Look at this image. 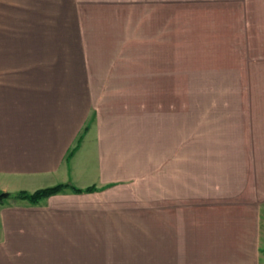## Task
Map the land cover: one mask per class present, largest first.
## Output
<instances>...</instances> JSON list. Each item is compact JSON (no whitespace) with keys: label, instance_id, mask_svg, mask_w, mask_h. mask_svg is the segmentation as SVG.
<instances>
[{"label":"crops","instance_id":"obj_1","mask_svg":"<svg viewBox=\"0 0 264 264\" xmlns=\"http://www.w3.org/2000/svg\"><path fill=\"white\" fill-rule=\"evenodd\" d=\"M143 75H243L246 120ZM0 191V264H264V0H0Z\"/></svg>","mask_w":264,"mask_h":264},{"label":"rangeland","instance_id":"obj_2","mask_svg":"<svg viewBox=\"0 0 264 264\" xmlns=\"http://www.w3.org/2000/svg\"><path fill=\"white\" fill-rule=\"evenodd\" d=\"M179 27V26H178ZM212 42V40L207 41ZM232 75H143L142 77H147L144 80H140L139 82L143 83L146 89L144 90V93H149L147 90V87L153 89L160 87L159 84L166 83L175 89V94L173 95L171 100L170 95V104L169 106L174 107L175 112L178 113V110L181 109V103L183 102V96H182V88L186 89L185 91H190V103L193 106L200 105L202 110V115L204 120L209 119H217L222 120V128L224 135H228L231 133H234L233 128H231L233 120H246V112H231L227 111L228 107L224 106V104H231V103H246L247 97L244 95L245 90L242 92V94L237 95L235 93H238L240 90L238 87H245V76L243 75H233L235 79H231ZM243 76V77H242ZM239 77H242L239 80ZM171 81V82H170ZM133 82V81H132ZM123 87H131L130 84H128V81H125L122 83ZM130 90H127L129 92ZM151 91V90H150ZM155 91V90H154ZM235 92V93H234ZM155 94L156 92H152ZM178 93V94H177ZM157 94V93H156ZM186 95V94H185ZM125 97V96H122ZM143 97H147V95H143ZM126 98H133V96H128ZM156 98V100L159 97H152L151 99ZM162 98V97H161ZM187 97V99H189ZM187 101V100H185ZM146 102V101H143ZM220 104H223L222 107H220ZM152 107V106H151ZM147 109H152L149 107H146ZM145 108V109H146ZM160 108V105L156 107V109ZM222 109V111H219ZM217 110V111H214ZM206 123H209L208 121H205ZM207 128V127H206ZM210 130V128H207V131ZM137 181V180H136ZM139 181V180H138ZM134 186V185H133ZM96 188V187H95ZM145 194H148L145 192ZM149 213V209L147 210ZM137 240V239H135ZM129 244L127 246L122 247V264H144L145 261L141 260V255H136V252L139 250L138 248V241H127ZM138 248V249H137ZM66 257V256H65ZM44 259V257L41 258V260ZM53 260L52 263L42 262L41 264H70L69 262H66L64 260V256L62 257L63 262H60L61 257H47L46 260ZM27 260H30L27 259ZM60 262V263H58ZM36 264H40L35 262ZM31 264H33V258H31ZM76 264V263H74ZM77 264H88V263H77ZM91 264H99V263H91Z\"/></svg>","mask_w":264,"mask_h":264},{"label":"trees","instance_id":"obj_3","mask_svg":"<svg viewBox=\"0 0 264 264\" xmlns=\"http://www.w3.org/2000/svg\"><path fill=\"white\" fill-rule=\"evenodd\" d=\"M68 187H70V185H68V184H59V185L54 186V187L37 190L34 193H28L25 191H20V192H17L15 194L11 195V197L14 199L27 200V201L35 204V203H38L41 199L55 195V194L61 192L62 190L66 189ZM72 188L77 192H83V191L89 192V191H95L96 190L95 187H90V188H87L86 190L76 189L74 187H72ZM8 196H10V194L0 191V199H4L5 197H8ZM1 197H3V198H1Z\"/></svg>","mask_w":264,"mask_h":264},{"label":"water","instance_id":"obj_4","mask_svg":"<svg viewBox=\"0 0 264 264\" xmlns=\"http://www.w3.org/2000/svg\"><path fill=\"white\" fill-rule=\"evenodd\" d=\"M1 198H3V197H1Z\"/></svg>","mask_w":264,"mask_h":264}]
</instances>
